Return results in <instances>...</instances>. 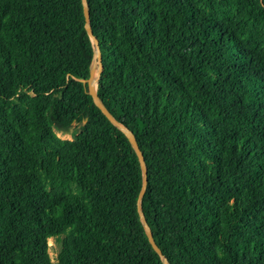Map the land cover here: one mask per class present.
Segmentation results:
<instances>
[{
	"label": "trees",
	"instance_id": "16d2710c",
	"mask_svg": "<svg viewBox=\"0 0 264 264\" xmlns=\"http://www.w3.org/2000/svg\"><path fill=\"white\" fill-rule=\"evenodd\" d=\"M87 1L167 262L264 264V0ZM85 23L82 0H0V264H163Z\"/></svg>",
	"mask_w": 264,
	"mask_h": 264
},
{
	"label": "water",
	"instance_id": "95a60500",
	"mask_svg": "<svg viewBox=\"0 0 264 264\" xmlns=\"http://www.w3.org/2000/svg\"><path fill=\"white\" fill-rule=\"evenodd\" d=\"M82 3H83V7H84L86 30H87L92 42L95 45V53H96V51L98 52V62L96 64V66H93V62H92V69L90 72V77L85 81L87 88H88V93L92 97L93 102L97 106V108H99L101 110V112L107 117V119L113 125H115L120 131H122L127 136L130 143L132 144L133 148L135 149V152L139 158V161H140V164L142 167V171H143V187H142V190L140 192L139 200H138L139 214H140L141 220L144 224V227H145V230H146V233H147V236L149 238L151 245L153 246V248L158 253L159 257L162 260V263L163 264H169L167 262L165 256H164L163 252L159 249V247L157 246V244L155 242L154 235H153L152 230H151V228H150V226L146 220L144 211H143L142 206H141V201H142V198L145 194V191H146V188L148 185V169H147V165L145 162L144 153L140 149L139 144L137 142V139L135 138L133 132H131L125 125H123L118 120H116V118L110 113V111L102 103V101L98 95V87L95 86V79L97 76V71H98L99 67L101 68L100 73L103 69L102 51H101V48L99 46L97 37L94 35L91 24H90V11H89V6H88V1L82 0ZM99 78H100V74H99ZM99 78H98V84H99Z\"/></svg>",
	"mask_w": 264,
	"mask_h": 264
},
{
	"label": "rangeland",
	"instance_id": "374dc122",
	"mask_svg": "<svg viewBox=\"0 0 264 264\" xmlns=\"http://www.w3.org/2000/svg\"><path fill=\"white\" fill-rule=\"evenodd\" d=\"M77 135H78L77 130L71 134H65L62 132H58L59 138H61L63 140H74ZM49 244H50L51 257L53 258V261L56 263L55 258H56L57 253H58V246H57L54 239H51L49 241Z\"/></svg>",
	"mask_w": 264,
	"mask_h": 264
},
{
	"label": "bare ground",
	"instance_id": "6f19581e",
	"mask_svg": "<svg viewBox=\"0 0 264 264\" xmlns=\"http://www.w3.org/2000/svg\"><path fill=\"white\" fill-rule=\"evenodd\" d=\"M97 62H98V52L96 51V60L94 61L93 66H96ZM100 70H101V68L99 67V69L97 71V76L95 79V86L96 87H98V78H99Z\"/></svg>",
	"mask_w": 264,
	"mask_h": 264
}]
</instances>
